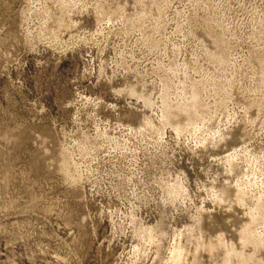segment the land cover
<instances>
[{
  "label": "rangeland",
  "instance_id": "1",
  "mask_svg": "<svg viewBox=\"0 0 264 264\" xmlns=\"http://www.w3.org/2000/svg\"><path fill=\"white\" fill-rule=\"evenodd\" d=\"M0 264H264V0H0Z\"/></svg>",
  "mask_w": 264,
  "mask_h": 264
},
{
  "label": "bare ground",
  "instance_id": "2",
  "mask_svg": "<svg viewBox=\"0 0 264 264\" xmlns=\"http://www.w3.org/2000/svg\"><path fill=\"white\" fill-rule=\"evenodd\" d=\"M54 38H55V37H54ZM197 93H198V92H194V93L192 94V95H193V97H192V98H193V103H195V99H196V97H197ZM162 117H164V116H162ZM143 125H144V124H143ZM171 126L175 127V129H176V128L178 129V127H177L176 125H174V124H172ZM173 129H174V128H173ZM177 131H178V130H177ZM162 135H163V134H162ZM70 161H71V160H70ZM72 163H73V162H72ZM73 165H74V167H76V164H75V163H74ZM73 165H72V166H73ZM71 178H72V177H71ZM177 183H179V182H177ZM182 186H183V185H182ZM175 189H176V188H175ZM180 193H181V192H180ZM182 194H183V193H182ZM45 210H46V209H45ZM47 211H48V210H47ZM152 228H153V227H152ZM152 228H151V229H152ZM135 230H136V229H135ZM154 230H155V229H154ZM136 231H137V230H136ZM144 231H145V230H144ZM139 232H140V231H139ZM136 233H138V232H136ZM145 233H146V232H145ZM143 234H144V233H143ZM136 235H137V234H136ZM149 239H150V238H149ZM139 241H140V240H139ZM135 246H136V245H135ZM178 251H180L178 248H176L175 251H174L175 254L177 255L176 260L179 258L178 255L180 254V252H178ZM225 261L227 262L228 259L225 260Z\"/></svg>",
  "mask_w": 264,
  "mask_h": 264
}]
</instances>
